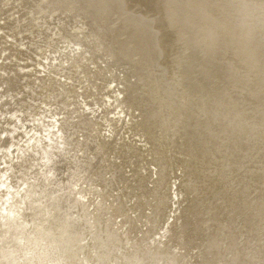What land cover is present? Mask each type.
<instances>
[{
    "label": "bare ground",
    "instance_id": "6f19581e",
    "mask_svg": "<svg viewBox=\"0 0 264 264\" xmlns=\"http://www.w3.org/2000/svg\"><path fill=\"white\" fill-rule=\"evenodd\" d=\"M0 264H264V0H0Z\"/></svg>",
    "mask_w": 264,
    "mask_h": 264
}]
</instances>
